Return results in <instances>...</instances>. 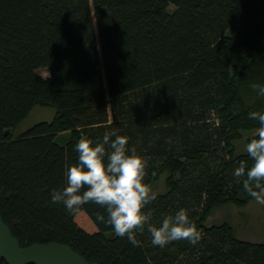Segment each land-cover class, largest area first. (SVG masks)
Returning <instances> with one entry per match:
<instances>
[{
  "label": "trees",
  "instance_id": "obj_1",
  "mask_svg": "<svg viewBox=\"0 0 264 264\" xmlns=\"http://www.w3.org/2000/svg\"><path fill=\"white\" fill-rule=\"evenodd\" d=\"M254 83L264 84V0H0L3 221L21 246L67 244L90 264H264V242L204 224L213 206L252 198L246 177L232 175L251 158L232 142L259 130L248 116L264 112ZM36 105L54 117L14 135ZM112 129L149 158L145 183L168 173V191L144 209L150 222L185 208L202 233L196 245L153 246L145 226L133 246L95 221L100 206L69 214L51 202L75 143Z\"/></svg>",
  "mask_w": 264,
  "mask_h": 264
},
{
  "label": "clouds",
  "instance_id": "obj_2",
  "mask_svg": "<svg viewBox=\"0 0 264 264\" xmlns=\"http://www.w3.org/2000/svg\"><path fill=\"white\" fill-rule=\"evenodd\" d=\"M257 97H264V84H252ZM249 119L258 121L257 138L247 143L246 150L251 165L241 161L232 175L246 177L243 188L255 200L264 204V112L251 111ZM129 138L118 130L106 131L101 138L82 136L74 145L77 153L75 164L66 171V185L52 189L51 202L61 204L69 214L77 213L83 206L95 204L104 209L96 213L95 221L111 226L117 237H127L133 246H139L137 232L145 226L151 244L164 248L173 241L186 240L196 245L202 233L190 219L188 210L180 208L165 216L160 224L150 222L144 209L157 199V194L144 182L149 158L129 148Z\"/></svg>",
  "mask_w": 264,
  "mask_h": 264
},
{
  "label": "rangeland",
  "instance_id": "obj_3",
  "mask_svg": "<svg viewBox=\"0 0 264 264\" xmlns=\"http://www.w3.org/2000/svg\"><path fill=\"white\" fill-rule=\"evenodd\" d=\"M37 73L43 77L48 76V70L46 68L37 69ZM54 115L55 109L53 107L36 105L15 129L14 135H18L38 122L50 121ZM257 133L258 129L241 130L240 136L232 142L234 154H246L249 137ZM67 137L68 133L63 132L58 135V140L64 142ZM167 175V172H163L150 182L149 185L152 191L157 195L165 194L168 191L166 184ZM76 221L85 228L92 229L84 214H78ZM222 223L229 226L233 236L238 240L264 242V204L258 203L254 197L244 199L240 203L227 201L213 206L205 218L204 224L212 225Z\"/></svg>",
  "mask_w": 264,
  "mask_h": 264
},
{
  "label": "water",
  "instance_id": "obj_4",
  "mask_svg": "<svg viewBox=\"0 0 264 264\" xmlns=\"http://www.w3.org/2000/svg\"><path fill=\"white\" fill-rule=\"evenodd\" d=\"M0 258L7 264H90L67 244L48 242L21 246L1 214Z\"/></svg>",
  "mask_w": 264,
  "mask_h": 264
}]
</instances>
